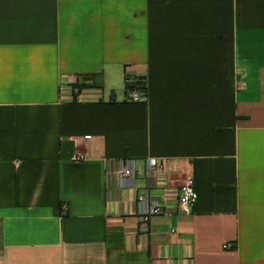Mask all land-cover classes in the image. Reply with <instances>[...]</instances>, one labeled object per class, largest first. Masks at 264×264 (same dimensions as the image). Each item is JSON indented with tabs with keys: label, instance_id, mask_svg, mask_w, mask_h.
Segmentation results:
<instances>
[{
	"label": "crops",
	"instance_id": "1",
	"mask_svg": "<svg viewBox=\"0 0 264 264\" xmlns=\"http://www.w3.org/2000/svg\"><path fill=\"white\" fill-rule=\"evenodd\" d=\"M0 264H264V0H0Z\"/></svg>",
	"mask_w": 264,
	"mask_h": 264
},
{
	"label": "built area",
	"instance_id": "2",
	"mask_svg": "<svg viewBox=\"0 0 264 264\" xmlns=\"http://www.w3.org/2000/svg\"><path fill=\"white\" fill-rule=\"evenodd\" d=\"M144 84L145 82L142 81L140 88ZM70 89L74 99H78L77 97L83 92V88L77 84V81L70 82ZM147 98L148 92L140 90L137 82L134 83L133 89L126 91L125 95V101L130 103L145 102ZM84 159L85 157L82 154L77 156L78 161ZM115 175L119 181V188L134 189L136 191L135 202L142 233H148V225L153 217L165 212L163 203L169 196H173L176 199L178 208L182 212H189L196 203L197 194L190 180L185 181L173 195L167 192L168 181L162 160L148 158L144 161L143 169H138L135 160L127 158L119 161ZM138 177L151 180L154 185L152 187L145 186L138 188L136 186ZM224 248H232V244H227Z\"/></svg>",
	"mask_w": 264,
	"mask_h": 264
},
{
	"label": "trees",
	"instance_id": "3",
	"mask_svg": "<svg viewBox=\"0 0 264 264\" xmlns=\"http://www.w3.org/2000/svg\"><path fill=\"white\" fill-rule=\"evenodd\" d=\"M142 81L145 82L146 85L144 84V86L142 85L143 87L140 88ZM136 82L139 84L140 90H145L146 92H148L147 80L145 78L134 79V80L126 79L125 91H127L128 89H133V85Z\"/></svg>",
	"mask_w": 264,
	"mask_h": 264
}]
</instances>
